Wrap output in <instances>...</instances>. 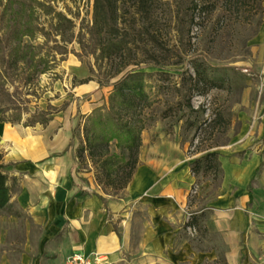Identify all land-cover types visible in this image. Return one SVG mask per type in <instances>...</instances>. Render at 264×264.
<instances>
[{
    "label": "rangeland",
    "instance_id": "rangeland-1",
    "mask_svg": "<svg viewBox=\"0 0 264 264\" xmlns=\"http://www.w3.org/2000/svg\"><path fill=\"white\" fill-rule=\"evenodd\" d=\"M117 4L118 27L127 35L123 46L114 45L113 51L122 49L123 54L103 58L96 45L110 35L94 28L91 38L88 32L94 26V0H0V108L7 109L0 123L8 127L0 130V152L5 171L16 180L14 191H19L20 176L8 159L19 138L43 135L51 121L59 137L69 123L71 136L67 143L58 141L56 153L75 157L79 145H85L86 116L106 102L111 84L133 69L151 72L146 77L149 99L143 110L139 162L150 158L158 139L179 144L186 175L193 180L189 208L166 255H126L108 258L105 264H261L256 255L248 263L240 253L232 257L223 250V222L234 217H225L226 207L216 201L227 182L237 193L242 191L237 180L227 177L228 165L236 157L246 162L264 152V67L254 42L261 26L259 8L250 0H159L144 12L129 0ZM109 29V34H117L115 27ZM194 64L203 65L215 86L207 88L195 78ZM41 113L53 118L41 123ZM213 151L220 170L201 168L194 174L192 161ZM79 161L73 176L84 191L107 199L124 195L128 185L115 189L97 183V164L87 150ZM263 163L245 187L250 202ZM194 203L198 207L193 210ZM10 214L19 220L12 228L2 222L0 264H65L74 253L60 257L50 250L41 252L42 232L31 214L17 203L0 211V217ZM245 216L250 219L247 207ZM245 248L242 240L238 249Z\"/></svg>",
    "mask_w": 264,
    "mask_h": 264
},
{
    "label": "crops",
    "instance_id": "crops-1",
    "mask_svg": "<svg viewBox=\"0 0 264 264\" xmlns=\"http://www.w3.org/2000/svg\"><path fill=\"white\" fill-rule=\"evenodd\" d=\"M262 5L261 26L254 42L258 63L264 67V0ZM53 124L51 121L39 137L19 138L8 159L15 165L14 173L20 176L19 191L11 193V206L17 203L31 214L35 227L42 232L38 235L41 252L50 250L60 257L70 251L99 253L112 260L126 255H166L176 230L185 221L188 187L193 181L183 167L186 156L180 145L165 139L154 141L150 158L139 163L124 195L109 196L104 203L98 195L81 192L83 186L73 176L76 163L72 153H56L58 141L65 139L67 143L70 138L71 125H64L57 137ZM7 128L0 123L1 132ZM261 133L264 137V127ZM233 162L226 174L237 180L242 191L237 193L234 184L227 182L222 198L216 200L226 207L222 210L225 217H234L223 222V250L232 257L240 253L248 263L256 255L264 264V163L256 177L251 202L244 194L257 167L264 162V152L246 162L237 157ZM93 200L96 203L90 206ZM234 205L237 207L231 210ZM197 207L196 203L190 206L193 210ZM246 207L250 219L245 216ZM18 220L12 214L10 218L0 217V227L8 224L12 228ZM26 233L29 238V227ZM242 240L246 243L243 252L238 249Z\"/></svg>",
    "mask_w": 264,
    "mask_h": 264
},
{
    "label": "trees",
    "instance_id": "trees-1",
    "mask_svg": "<svg viewBox=\"0 0 264 264\" xmlns=\"http://www.w3.org/2000/svg\"><path fill=\"white\" fill-rule=\"evenodd\" d=\"M118 1L120 0H94V26L88 32L91 38L95 36V29H103L110 36H103L96 47L100 49V56L103 58L122 57V49L113 51V46H123L126 42L127 32L118 27L117 12L119 11ZM122 1V0H121ZM139 11H147L152 4L159 0H129ZM249 0H243V2ZM259 8L262 16V0H250ZM100 26V27H99ZM110 27H115L117 34H109ZM124 31V32H121ZM194 74L197 80H202L211 88L213 83L206 77L203 65L194 64ZM151 72L130 70L123 74L111 85L106 102L94 107L87 114L84 125L85 145H79L75 154L76 165L80 164V157L83 151L87 150L92 161L97 164V183H103L115 189L126 187L139 165V153L142 145L141 131L143 129V110L149 99L147 76ZM6 107L0 108V114L6 111ZM41 123H46L53 118V115L45 117L43 113ZM4 120V119H2ZM114 145L115 150H112ZM0 152V210L11 207L10 198L14 190L15 178L10 177L5 171L6 164L2 161ZM191 165L194 174L200 169L220 170V162L217 152H208L201 157L195 158ZM259 167H257L256 172ZM86 194V191H83ZM94 193V192H93ZM104 203L106 198L97 194Z\"/></svg>",
    "mask_w": 264,
    "mask_h": 264
},
{
    "label": "built area",
    "instance_id": "built-area-1",
    "mask_svg": "<svg viewBox=\"0 0 264 264\" xmlns=\"http://www.w3.org/2000/svg\"><path fill=\"white\" fill-rule=\"evenodd\" d=\"M107 262V256L99 253L85 254L77 252L68 256L65 264H105Z\"/></svg>",
    "mask_w": 264,
    "mask_h": 264
},
{
    "label": "bare ground",
    "instance_id": "bare-ground-1",
    "mask_svg": "<svg viewBox=\"0 0 264 264\" xmlns=\"http://www.w3.org/2000/svg\"><path fill=\"white\" fill-rule=\"evenodd\" d=\"M78 73H79V74H83V73H84V70H80ZM94 203H96L95 200L89 202V205H90V206H94Z\"/></svg>",
    "mask_w": 264,
    "mask_h": 264
}]
</instances>
